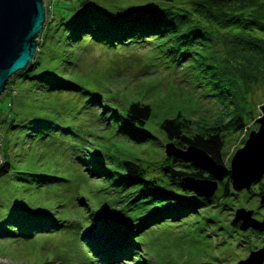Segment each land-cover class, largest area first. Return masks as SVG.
Listing matches in <instances>:
<instances>
[{"label":"rangeland","instance_id":"374dc122","mask_svg":"<svg viewBox=\"0 0 264 264\" xmlns=\"http://www.w3.org/2000/svg\"><path fill=\"white\" fill-rule=\"evenodd\" d=\"M93 1L103 3L102 0ZM50 2L44 0L45 10L51 8ZM125 2L146 3L148 0ZM71 5L73 2L66 6ZM47 6L50 7L47 9ZM60 6L61 0H56L54 15L57 18L62 12ZM37 42L32 61L38 57L40 66L50 73L52 79L71 80L82 89L97 94L101 105L88 103L90 93L63 89L46 91L18 80L13 85V92L10 91L12 97L4 98L6 88L10 86V82L7 83L0 96V162L6 154L3 136L8 126L7 116L13 111L23 112L32 107L36 113L46 115V127L56 126L58 129L43 130L42 134H31L25 129L20 136L15 135L18 129H12L10 132L14 134L8 136L13 142L6 152L10 154L15 170L45 174L59 180L47 183L37 178L29 184L0 180V217L6 218L17 206L27 213H53L69 221H81L86 226L65 228L60 233L41 232L30 239H0V264H80L85 261V253L79 243L78 230L87 234L91 243L102 236L105 227L112 237H116L115 240L118 237L122 242L128 232L127 228L110 219L104 221V229L86 220L91 211L94 214L107 213L100 207L112 204L116 194L107 182L90 178L81 160H88L93 155L103 158L105 164L113 168L114 159H140L148 177L156 176L154 171L165 156L164 147L168 144L159 128L163 117L180 111L191 113L193 119L200 115L212 118L222 111V106L216 105L219 102L216 98L209 97L210 85H198L205 82L188 69L186 62L177 63L155 46L108 47L86 37L78 38L75 31L66 32L62 26H57V19L47 23ZM60 83L63 81L55 85ZM43 88L51 89V86ZM247 99L256 119L260 118L264 87L253 89ZM132 102L152 106L153 114L145 129L154 140L133 143L117 133L118 123L110 117L112 110L121 111ZM11 106L12 110H9ZM103 108L107 110L102 115ZM246 124L229 153L241 145L246 130L257 131L259 127L249 118H246ZM27 133L34 137H23ZM219 188L214 194L216 197H219ZM251 189L253 191L234 192L233 196L218 203L205 205L182 220H166L153 225L142 232V237L137 234L139 254L146 264H238L245 260L250 252L264 246V234L252 230L237 231L230 226L229 220L230 215L240 208L253 211L254 218L264 217V208L260 209L258 198L252 196L258 187L252 186ZM80 199L89 210L80 204ZM156 205H143V212L136 210L130 216L146 217ZM100 262L89 261L88 264H104ZM123 263L136 264L132 258L114 264Z\"/></svg>","mask_w":264,"mask_h":264},{"label":"trees","instance_id":"16d2710c","mask_svg":"<svg viewBox=\"0 0 264 264\" xmlns=\"http://www.w3.org/2000/svg\"><path fill=\"white\" fill-rule=\"evenodd\" d=\"M55 1L48 0L51 8L46 10L44 29L49 21L52 23L57 19V26H62L66 32L75 31L78 38L86 37L108 47L155 46L177 63L186 62L188 69L205 82H199L198 85H210L209 97L216 98V102L219 101L216 105L222 106L219 114L212 118L200 115L193 119L191 113L173 112L163 117L159 128L168 144L179 150L198 149L216 165L229 168L232 156L244 145L251 132L246 130L241 145L229 153L247 127L246 118L255 125L257 116L251 109L248 94L258 86L264 87V0H148L146 3L102 0L103 3L99 4L93 0H61L64 8L60 6L62 12L58 18L54 15ZM68 2H73L69 8L66 6ZM40 65L36 57L26 71L16 73L9 81L10 86L6 88L4 98L12 97L10 91L13 92V85L18 80L46 91L63 89L90 93L88 103L101 105L97 94L82 89L74 81H64L60 77L52 79L50 73ZM62 81L58 86L55 85ZM45 86H51V89L43 88ZM103 109L102 115L107 110ZM9 110H12V106ZM11 113L7 116L8 126L3 136L6 154L0 163V180L28 184L37 178L40 182L58 181L53 176L15 170L10 154L6 152L13 142L9 137L14 134L10 132L12 129H18L19 134L15 135L20 136L25 129L31 134H42L43 130H57L58 127H46V115L36 113L32 107L27 111ZM152 114L151 105L132 102L121 111L112 110L110 117L118 123L119 135L133 143H141L155 139L145 129ZM23 137L34 136L27 133ZM92 156L88 160H81L85 163V171L90 178L107 182L116 196L112 204L100 207L107 213L94 214L91 211L86 220L104 229V221L110 219L127 228L128 232L122 242L118 237L115 240L116 237H112L105 227L101 231L102 236L91 243L87 234H81L78 230L79 243L85 253V261L80 264H88L89 261L114 264L121 260L129 261L130 258L136 264H146L137 248L138 237H142L143 231L166 220H182L197 213L199 208L212 202L218 203L234 194L227 175L218 183L219 197H196L191 191L182 188L183 179L211 181L213 178L190 162L166 155L157 171H154L156 176L149 177L140 159H114L115 166L110 168L103 158ZM262 194L264 181L252 196L259 199ZM147 197L149 199L146 202L140 201ZM79 202L89 210L83 199ZM151 203L157 204L152 214L146 217L130 216L136 210L143 212L141 206ZM233 215L234 212L230 219ZM232 220H229L230 226ZM82 224L81 221H69L53 213H27L15 206L6 218L0 217V239H30L41 232L60 233L65 228H84L86 224ZM235 228L238 230V227Z\"/></svg>","mask_w":264,"mask_h":264},{"label":"water","instance_id":"95a60500","mask_svg":"<svg viewBox=\"0 0 264 264\" xmlns=\"http://www.w3.org/2000/svg\"><path fill=\"white\" fill-rule=\"evenodd\" d=\"M46 20L44 0H0V96L7 83L18 72L26 71L35 55L37 39ZM261 117L255 123L257 131H251L244 145L231 158L229 168L218 166L198 149L179 150L172 144L165 147L167 157L190 162L203 169L213 180L195 181L184 178L182 188L198 198H211L218 183L229 175L234 192L250 190L264 176V105ZM258 156V157H257ZM1 163V162H0ZM259 208H264V194L259 197ZM254 212L240 208L234 212L231 226L238 230L264 234V217L254 218ZM238 264H264V246L249 253Z\"/></svg>","mask_w":264,"mask_h":264},{"label":"flooded vegetation","instance_id":"af4514ba","mask_svg":"<svg viewBox=\"0 0 264 264\" xmlns=\"http://www.w3.org/2000/svg\"><path fill=\"white\" fill-rule=\"evenodd\" d=\"M262 182V181H261ZM261 182H258L257 184H255V185H253V186H257V187H259V184L261 183ZM258 201H259V199H258ZM254 215H255V213H254ZM253 215V216H254ZM233 217H234V215L232 216V218L230 219V221L233 219ZM256 219H258V220H261V218L259 219V218H256ZM238 225H239V223L237 224V225H235L234 227L233 226H231V227H233V229H235V230H237L235 227H238ZM238 231V230H237Z\"/></svg>","mask_w":264,"mask_h":264},{"label":"bare ground","instance_id":"6f19581e","mask_svg":"<svg viewBox=\"0 0 264 264\" xmlns=\"http://www.w3.org/2000/svg\"><path fill=\"white\" fill-rule=\"evenodd\" d=\"M258 157V156H257Z\"/></svg>","mask_w":264,"mask_h":264}]
</instances>
